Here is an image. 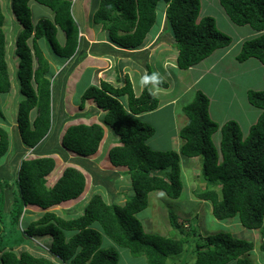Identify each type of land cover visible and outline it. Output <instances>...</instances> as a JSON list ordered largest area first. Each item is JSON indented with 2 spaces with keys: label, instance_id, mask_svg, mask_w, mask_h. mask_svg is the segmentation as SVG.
Here are the masks:
<instances>
[{
  "label": "trees",
  "instance_id": "1",
  "mask_svg": "<svg viewBox=\"0 0 264 264\" xmlns=\"http://www.w3.org/2000/svg\"><path fill=\"white\" fill-rule=\"evenodd\" d=\"M31 1L49 7L53 19L41 18L34 23ZM160 1L166 4V20L173 30L180 69H189L216 50L233 44V38L220 30L214 17L201 16V0H93L96 8L91 19L94 25H102L114 45L124 50L138 49L156 24ZM219 2L234 24L250 26L261 33L244 40L236 60L243 63L255 58L264 66V0ZM12 10L23 27L15 49L19 57V90L24 96L16 115L22 147L19 146V154L15 153L11 163L16 168L14 178L19 195L13 197L8 209L5 193L11 187L0 179V200L5 207L0 208V264H119L118 248H103V235L117 247L129 249L134 256H146L147 264H172V258L181 254L186 245L180 217L170 211L169 222L180 232L177 237H167L146 232L137 214L149 206L152 192H162L175 199L181 197L182 158H203L201 174L207 186L196 195L211 202L216 219L238 217L245 228L261 230L264 236V90H248V101L260 110V116L246 136L236 120L224 125L214 121L208 95L197 90L194 99L182 108L188 119L179 131L182 145L177 151H163L149 145L156 128L139 117L161 106L152 87L167 88L169 84L158 77L156 82L144 83L140 94L135 93L127 77L121 86L102 80L99 85L89 86L81 97L80 107L84 108L86 101L92 99L104 111L103 124L118 137L119 144L108 155L113 166L127 168L125 177H129L133 196L127 198L126 194L124 203L110 202L106 197L112 201L116 198L107 188L106 197L92 194L84 214L77 218H66L49 210L79 198L87 180L80 169L69 166L55 185L50 186L47 177L56 167L51 153L25 158L26 149H37L53 127L54 73L40 41L46 40L62 62L68 61L81 49L80 27L73 13V0H12ZM4 25L5 13L0 2V94L12 90ZM59 31L65 35L63 42L58 37ZM146 68V76L155 75L148 64ZM166 111L163 108L161 113ZM0 117L6 120L1 97ZM104 126L101 123L69 126L62 146L55 152L63 154L69 150L83 157L96 154L105 136ZM217 133L221 137L218 143L214 142ZM11 143L9 130L0 126V159L7 156ZM28 206L39 207L43 213L22 227L20 236L12 238L11 233L18 229ZM45 235L52 237L48 257L34 255L27 249L16 251L29 244L30 238ZM203 240L197 245L193 264H254L250 259L254 243L250 241L235 238L228 232L209 234ZM260 249L264 251V242Z\"/></svg>",
  "mask_w": 264,
  "mask_h": 264
},
{
  "label": "rangeland",
  "instance_id": "2",
  "mask_svg": "<svg viewBox=\"0 0 264 264\" xmlns=\"http://www.w3.org/2000/svg\"><path fill=\"white\" fill-rule=\"evenodd\" d=\"M84 2L85 0H73V7L78 5L80 6L82 5L81 7H83ZM201 5H202L201 16L214 17L216 19L217 25L220 28V30L227 33L233 38V45L235 44L233 48V52H236L239 49L243 37L251 35L252 33L257 34V32L254 31L250 26H238L234 24L228 17L224 8L221 6L219 0H201ZM9 6H11V3H9ZM30 6L32 8V13H33L32 19L34 23H37L38 20L41 18L51 19L53 11L49 7L41 5L35 1H32L30 3ZM93 7L94 4L92 2V9H93L92 12L96 8ZM165 9H166V4L163 1L162 2L160 1L157 9L158 16H157L156 24L149 33L150 35H154V36L153 37L150 36L147 39V41L145 39L144 43L138 49L126 50V53L121 55V62H123V65L125 66L124 74L126 73V71L128 72L127 75L131 77L130 79L133 83V88L135 90V93L137 94H140L142 91L141 88L144 87V83H142V78L146 76V72H147V69L145 67L146 64L149 65L150 69L152 70L153 73L156 74V76L162 78L163 80H166L169 83L170 88L173 87V92H170L167 95H165L163 94V92H161L162 91L161 88L153 86L152 90H156L155 93L157 94L156 96L161 101V106L158 110L143 113L139 115V117L142 121L149 123L156 128L155 136H153L149 140V145L153 149L163 150V151H169V150L177 151L179 150L180 145L181 143H183V141L181 142L182 139L179 137V135L175 130V125L171 115L162 114L161 110L163 108V105H165L164 103L165 100H167L166 97L177 96L180 93V91L184 90L183 86H186L187 82L191 81L192 75L190 71H184L178 68L174 60H173L174 62L173 66H169L170 63L167 62L170 61V59L172 58H176L177 48L174 45V47L176 48L174 49L169 43V41L174 42L175 38H174L173 30L169 22H167L166 20ZM4 13L7 18V24L5 25V31L7 32L6 34L7 61L9 64L10 74L13 83L12 90L10 93L0 94L1 108L6 117V120L0 117V126H3L7 130H9L12 141L9 153L4 158L0 159V179L4 180L5 183L3 184H8L11 187V189L10 188L7 189V193H5L4 203L6 209H8V206L10 205V202H12L13 197H18L19 195V189L16 184V180L14 178L16 168L15 167L13 168L12 166L13 164L11 163L14 161L15 153L18 151L19 146L21 145L19 131L15 124H16L17 108L19 106V103L24 99V96L23 94H21L19 90L20 84L17 79V71H16L17 69H15V72H13V68L15 67V65L17 67L19 65V57H17L15 51H13V49L14 50L16 49L17 37L12 38L16 36L15 34L13 35L12 29L14 27H16L15 29H17L19 27L18 25L22 26V24L16 20V17L12 11V6L11 8H7L6 6H4ZM11 18L13 19V22L10 20ZM83 23H84L83 20L80 19V26ZM13 24L14 25L17 24V26H14ZM88 24L91 27L94 26L91 18ZM20 32L21 30L19 31V33ZM96 33L98 39L102 40V38L106 37L105 34L106 32L102 29L101 25L97 27ZM83 34L84 36H81L82 38L81 47L85 46L86 42L87 43L90 42L89 44H91V47L89 50L91 53L94 52L97 53L99 51H103L104 54L106 55L109 54L110 51L109 49H112L111 46L108 49L106 44L104 43L103 44H100L99 42L95 43V40H93L91 37L93 33L92 34L83 33ZM59 36L61 39H63V32L60 33ZM40 45L43 48L46 56L51 61V65L53 68L55 67L54 66L55 64L57 65L58 63H60L61 66H66V64H69V62L71 61L70 59L68 61L62 62L61 58L57 57L54 54V52L52 51V47L49 45V43L46 40L44 39L41 40ZM102 45L104 46L102 47ZM119 49L122 48L119 47ZM233 52L229 53L226 62L227 60L230 61L233 58ZM84 57L86 58V55H84ZM82 58L83 56L80 58L78 56L77 59L72 62V65L74 66V64L76 62H79V60ZM223 64L224 62L221 63V66H223ZM164 65H168L169 67L165 68ZM73 66H69L70 68L69 67L66 68L67 71V74L65 73L66 76H64L65 74L64 75L60 74L61 70L60 71L58 70L59 72L57 73L56 70L55 72L53 70L54 74L52 77V82H54L55 79L61 80L62 77L69 78L70 75H68V73H70L71 68ZM228 66L230 67V62L229 63L227 62L226 67ZM118 68L121 67L117 66V69L114 70V73H116L115 77L117 76ZM142 72L145 73L144 76H142ZM211 75H207L206 78L203 80V83L199 86L202 91L205 90L204 87H206L207 89L206 90L208 92L207 95L210 99L211 118L221 125H224L227 121L236 120L237 122L240 123L243 134L244 136H246L249 128L255 122V118L256 117L259 118L260 110L258 108L256 109L249 103L247 97L249 89L245 90V87L248 83L252 88L253 87L260 88L262 86V83H264V81L260 80L258 74L256 75L255 79H249V77H245L244 74L243 75L240 74L241 75L240 79H242V81L244 82V84L242 85L239 84L240 79L238 78V75L235 77L231 76L234 80H237L235 82L237 86L235 87L233 86V84L228 83V76L226 74L225 77L221 79L215 77L213 78L211 77ZM90 76H91L90 72L86 73L81 85L79 86V90H77V92L75 93V97L79 101L80 98L82 97V94L88 89L87 87L84 90V92L81 94V96L79 95L80 91L82 92V90L87 86L86 84H88ZM181 76L183 77V79L180 80L179 78ZM113 82L115 85H121V83H117L116 81ZM124 83L125 80L123 77L122 84ZM187 97L188 96H182L180 98V103L182 104L185 103ZM232 97L234 98L235 101H232ZM123 101L126 103L127 99L124 98ZM102 114L104 117V113ZM68 120H71V118H69ZM57 125L58 124H55L54 134L50 139L52 143L55 140L53 136L57 132V127L59 128V125L58 126ZM61 126H63V124H61L60 127ZM220 139H221L220 133H217L214 136V142L218 143ZM17 154H19V151L17 152ZM28 156L29 155H26V157ZM6 157H12L11 158L12 162L8 163L7 167L3 162L6 160ZM202 160H203L202 157L181 159L180 162L181 178L183 181L184 189L180 198L177 199L170 198L165 193L162 192H152L150 194L149 206L145 210L137 214V217L143 223L145 231L148 233H154L167 237H174V236L177 237L176 234L177 232L180 231L172 228L169 222V213L170 211H172L180 217L179 221L182 222V224H184L183 229L186 238V245L184 251L181 254L176 255L172 258L171 260L172 264H193L196 258L195 251L197 245L203 243L204 241L203 239L207 235L217 232H228L235 238L247 240L254 243V250L251 251L250 253V259L253 261L254 264H264V251L260 249L261 244L264 242V236L262 235L261 230H251L245 228L241 224L238 217H234L226 220L216 219L212 213L211 202L201 200L197 197L196 194L200 193L207 186V183L203 179V176L201 174ZM99 165L100 166H94L93 168L91 167V165L88 164L86 166H87V171L90 172L91 174H94L96 181L102 182L101 178H103L102 175L104 174L100 173V171L101 168L104 169V164L101 165L100 162ZM110 180H113V178H111ZM128 181H129V177H125L123 178V181H121L124 189H126L124 190L125 191L124 199L116 198L113 199L112 201V199L107 198L105 193L107 188L104 184L95 185L94 188L91 189L89 193H91V195L95 193L103 194L106 197V200L108 201L110 200V202H115L117 204H120V202L123 203L124 200L126 199V194H128L127 198H131L133 196L132 195L133 190L130 188V183ZM1 188L2 187L0 185V190ZM0 196H1V191H0ZM90 197H87L86 201L81 203V205L78 208H76L77 206L76 204H72L75 202H70L64 204L63 206L62 205L53 206L49 210L56 211L59 215L64 216L66 218H77L78 216L84 214L85 208L89 202ZM0 208L2 209L5 208L1 200H0ZM41 211L42 210H37L36 208L33 207H27L23 217L21 218L23 222V226H21L22 225L21 222L18 229H16V231L13 234L11 233V237L13 238L18 235L20 236L22 227H27L28 226L27 224L32 219L37 220L39 216L43 213ZM30 240L31 242L29 244H25L23 247H18L16 251H20L21 249H27L28 251H30L31 253L37 256L43 255L48 257L50 255L49 247L51 246V242H52V237L50 235L35 236L34 238H30ZM102 246L103 248H111L114 246L118 248L120 252L119 264H147L146 256L132 255L129 249L117 247L115 243L105 235H103ZM56 261L61 263L60 260L56 259Z\"/></svg>",
  "mask_w": 264,
  "mask_h": 264
},
{
  "label": "crops",
  "instance_id": "3",
  "mask_svg": "<svg viewBox=\"0 0 264 264\" xmlns=\"http://www.w3.org/2000/svg\"><path fill=\"white\" fill-rule=\"evenodd\" d=\"M0 2L2 5L3 12H4V6H6L7 8H11V6H12V0H0ZM92 2H93V0L92 1L91 0H85L83 7H81L82 5L81 6L78 5V6L73 7V13H74L76 22L78 23V25L80 27V37L84 36L83 33H89V34L93 33V35L91 37L93 40H95V43L96 42H99L100 44L104 43V44H106L108 49L110 48V46L112 49H109L110 51H109L108 55L104 54L103 51H99L97 53H95V52L91 53L89 50L91 47V44H89L90 42L87 40L89 43L86 42L85 46L81 47L78 55L76 54L73 58H71V61H70L71 63L69 62L70 65L66 64V66H61L60 63H58L57 65L56 64L54 65L55 66L53 68L54 72L56 70V73H57L61 70L60 74L64 75L65 73L67 74L66 68H68L69 66H73L72 62L74 60H76L78 56H79V58L83 56V58L80 59L79 62H76L75 64L73 63L74 66L72 68L74 70L71 68L70 73H68V75H70L69 78L62 77L61 80L55 79V81L53 82V85H52V87H53L52 88L53 89V92H52L53 127L52 128L53 129L51 130L50 134L42 141V143L37 147V149H34V148L26 149V155H29L28 157H25L26 159H34V158L43 157V156L47 155L48 153H51L50 155L55 159L56 167H55L54 171L47 177L50 186L55 185V183L62 176L65 168H67L69 166H74V167L80 169L85 174L87 183H86V188H85L84 193L79 198L64 202L58 206H61V205L63 206L64 204H67L70 202H75L72 204H76L77 205L76 208H78L81 205V203L86 201L87 197H90V195H91V193H89L90 190L93 189L94 186L97 184H99V185L104 184L106 186V188H108L109 190L112 191V193L115 194V196H114L115 198H118V199H124L125 198V191L124 190H126V189H124L121 181H123V178H125V172L127 171V168L126 167L113 166L112 163L110 162V158L108 155L109 150L113 146L119 144L118 143V141H119L118 137H116L114 135V133H112L110 128H108L105 124L102 123V121H103V119H102L103 114L102 113H104V111L101 108H99L97 106V104L92 99L87 100L84 108H81L80 107L81 98L79 101L75 97V93L77 92V90H79V86L81 85L86 73H88V72H90L91 76H90L88 84H86L87 86L82 90V92L80 91V94H79L80 96L87 87H89L91 85H99L102 80L109 81L112 83H114L113 81H116L117 83H121L123 77L125 80L127 78L126 76H128L127 71L124 74V71H125L124 67L125 66L123 65V62H121V55L126 53V50L124 51L122 49H119L118 46L111 43L109 38H107L108 37L107 31L103 27H102V29L106 32L105 33L106 37L102 38V40L98 39L96 29L99 25H94L91 27L88 24V22L91 18L92 10H93L92 9ZM9 3H11V6H9ZM53 17H54V13H52L51 18L53 19ZM80 19H82L84 22L81 26H80ZM10 20L13 22L12 18ZM16 20H17V18H16ZM6 24H7V18L5 16V25ZM5 25H4V29H5ZM14 26H17V24H15ZM18 26L20 28L18 27L17 29H15L16 27H14L12 29L13 35L14 34L16 35L12 38L17 37L19 35V31L20 30L22 31V26L21 25H18ZM17 33H18V35H17ZM60 33H62V32L58 33V37H59L60 41L63 42L65 35L63 33V39H61L59 36ZM6 34H7V32H6ZM257 35H258V33L257 34L252 33L251 35L243 37L242 41H241V45L244 42V40H246L248 38L255 37ZM150 36L153 37L154 35H150L148 33V35L146 37V41ZM81 43H82V41H81ZM169 43L172 46L173 43L171 41H169ZM108 45H109V47H108ZM241 45L236 52H233V48H234L235 44L234 45L232 44L228 48L219 49L215 53H213L209 58L202 61L200 64H198V65H196V66H194L188 70H184V71H190L191 72V75H192L191 81L187 82L186 86H183L184 90L180 91V93L177 96L166 97L167 100H165V102H164L165 105H163L164 109L167 108L166 115H168V114L171 115L172 120H173L174 125H175V130H176L178 135H179V131L181 130V128L183 126L186 125L187 120H188L186 115L183 113L182 108L185 104L191 102L194 99L196 91L200 89L199 86L203 83V80L206 78L207 75L212 74L211 77L221 79V78L225 77V74H226L228 76V83L233 84V86H235V87L237 86V84H235V82L237 80H234L232 77H235L238 75V78L240 79V77H241L240 74H242V75L244 74L245 77H249V79H255L256 75L258 74L260 80L264 81V66L261 64L260 61H258L255 58H251V59H249L243 63H240L236 60V56L240 51ZM103 46L104 45H102V47ZM174 49H176V48H174ZM13 51H15V50L13 49ZM230 52H233V58L230 61L227 60L228 63L230 62V67L229 66L226 67L227 66L226 59L228 58ZM84 55H86V58L84 57ZM113 56H114V58H113ZM116 56H118V57H116ZM175 59L176 58L170 59V65L169 66H173V63H174L173 60L175 61ZM223 62H224V64H223V66H221V63H223ZM117 66H119L121 68H118V73H117V76L115 77L116 73H114V70L117 69ZM164 66H165V68L169 67L168 65H164ZM15 69H18V67L16 65L13 68V72H15ZM9 71H10V69H9ZM259 71H260V74H259ZM66 74L64 76H66ZM144 74L145 73L142 72V76H144ZM261 75H263V76H261ZM129 78H131V77H129ZM179 79L181 80V79H183V77L181 76ZM11 81H12V77H11ZM239 84H241V85L244 84L242 79L239 80ZM12 86H13V83H12ZM161 89H162L161 92H163V94H165V95H167L170 92H173V87L170 88V86L168 88H161ZM204 89H205L204 90L205 93L207 94L208 92L206 91L207 90L206 87H204ZM247 89H249V90L250 89L264 90V83H262V86L260 88H257V87L252 88L247 83L245 90H247ZM154 91L156 92V90H154ZM182 96H188L186 99V102L183 104L180 103V98ZM232 101H235L233 97H232ZM17 110H18V108H17ZM16 115H17V113H16ZM74 115H76V116H74ZM66 116H67V118H66ZM68 116H69V118H71V120H68L69 119ZM256 119H258V118L257 117L255 118V122L257 121ZM93 123H101L103 126L105 125L104 126L105 137H104V139L100 145L99 151L96 154L89 156V157H83V156H79L76 153H73V152L68 151V150H65V152H63L64 155L61 152H55L59 145L62 146L63 135L69 126L77 125V124L91 125ZM55 124H58L59 128L57 127V132L53 136V138L54 139L56 138L57 140L55 141L53 139L54 141L52 143V141L50 139H51L52 135L54 134ZM61 124H63V126L60 127ZM15 125L17 127V123ZM181 142H182V140H181ZM181 145H182V143H181ZM52 152H55V153H52ZM11 158L12 157H6V160L3 161L6 167L8 166V163L12 162ZM100 159H101V161H100ZM100 162H101V165L104 164V169L101 168L100 173L104 174L102 176L105 179L113 178L112 181L106 180V182H104L102 180V182H96L94 174H91L90 172L87 171V166H86L87 164L91 165V167L93 168L94 166H100L99 165ZM88 168H89V166H88ZM101 179H103V178H101ZM106 183H109V184H106ZM125 200H124V202H125ZM32 207L36 208L37 210H41V209H39V207L38 208L35 206H32Z\"/></svg>",
  "mask_w": 264,
  "mask_h": 264
},
{
  "label": "clouds",
  "instance_id": "4",
  "mask_svg": "<svg viewBox=\"0 0 264 264\" xmlns=\"http://www.w3.org/2000/svg\"><path fill=\"white\" fill-rule=\"evenodd\" d=\"M92 14H93V12L91 13V18H92ZM15 15V14H14ZM16 17V16H15ZM165 17H166V9H165ZM18 20V19H17ZM151 32V31H150ZM149 32V33H150ZM258 34H261V33H259L258 32ZM17 39V38H16ZM174 42H175V39H174ZM174 42H172L173 44H172V46L174 47ZM175 48V47H174ZM177 55H178V50H177ZM210 57V56H209ZM208 57V58H209ZM207 59V58H206ZM205 60V59H204ZM203 60V61H204ZM169 63H170V61H168ZM202 62V61H201ZM200 62V63H201ZM199 63V64H200ZM174 64V63H173ZM175 64L177 65V56H176V59H175ZM198 65V64H197ZM196 66V65H195ZM178 67V66H177ZM194 67V66H193ZM179 68V67H178ZM192 68V67H191ZM147 69V68H146ZM190 69V68H189ZM181 70H188V69H181ZM146 74H147V72H146ZM155 74V73H154ZM156 77H158V76H156V74L155 75H153V76H151V77H148V76H144L143 78H142V83H148L149 81H152V82H156ZM158 78H160V77H158ZM162 79V78H161ZM163 80V79H162ZM164 81H166V80H164ZM167 82V81H166ZM112 83V82H111ZM168 83V82H167ZM114 84V83H113ZM169 84V83H168ZM121 85H122V82H121ZM121 85H117V86H121ZM170 86V85H169ZM168 86V87H169ZM167 87V88H168ZM143 89V88H142ZM137 94V93H136ZM256 123V122H255ZM248 134V133H247ZM105 137V136H104ZM103 141V140H102ZM102 143V142H101ZM69 151V150H68ZM72 152V151H71ZM74 153V152H73ZM78 155V154H77ZM29 207V206H28ZM30 207H32V206H30ZM38 208V207H37ZM39 209H41V208H39ZM30 210V209H29Z\"/></svg>",
  "mask_w": 264,
  "mask_h": 264
}]
</instances>
